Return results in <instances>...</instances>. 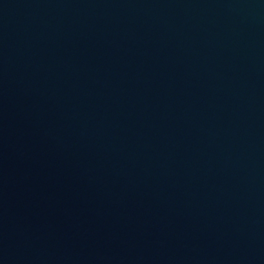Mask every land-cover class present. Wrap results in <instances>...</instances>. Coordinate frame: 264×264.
<instances>
[{
    "label": "water",
    "instance_id": "95a60500",
    "mask_svg": "<svg viewBox=\"0 0 264 264\" xmlns=\"http://www.w3.org/2000/svg\"><path fill=\"white\" fill-rule=\"evenodd\" d=\"M0 264H264V0H0Z\"/></svg>",
    "mask_w": 264,
    "mask_h": 264
}]
</instances>
